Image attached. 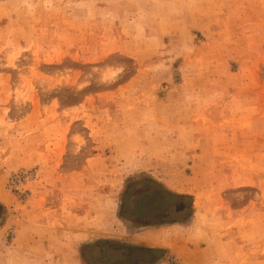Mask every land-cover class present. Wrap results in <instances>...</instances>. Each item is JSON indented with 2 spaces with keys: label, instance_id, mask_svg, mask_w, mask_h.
Returning <instances> with one entry per match:
<instances>
[{
  "label": "rangeland",
  "instance_id": "1",
  "mask_svg": "<svg viewBox=\"0 0 264 264\" xmlns=\"http://www.w3.org/2000/svg\"><path fill=\"white\" fill-rule=\"evenodd\" d=\"M95 238L264 264V0H0V264Z\"/></svg>",
  "mask_w": 264,
  "mask_h": 264
},
{
  "label": "trees",
  "instance_id": "2",
  "mask_svg": "<svg viewBox=\"0 0 264 264\" xmlns=\"http://www.w3.org/2000/svg\"><path fill=\"white\" fill-rule=\"evenodd\" d=\"M149 181L157 185L160 193L165 191L170 192L160 182L151 178ZM143 193L145 196L152 194H149L147 190ZM167 203L160 202L155 196L151 207ZM120 215H127L124 213V203L121 204ZM87 247H95V250L88 254L85 251ZM79 250L84 264H155L164 254L163 248L125 244L109 239H98L92 243H84Z\"/></svg>",
  "mask_w": 264,
  "mask_h": 264
},
{
  "label": "flooded vegetation",
  "instance_id": "3",
  "mask_svg": "<svg viewBox=\"0 0 264 264\" xmlns=\"http://www.w3.org/2000/svg\"><path fill=\"white\" fill-rule=\"evenodd\" d=\"M163 200L169 201L168 204L151 207V205H145L146 196L143 197L140 203L136 205V217L138 221L150 224H172L178 222V218L173 216V210L176 214H184L187 209V204L184 200L178 198L175 194L165 191L161 192ZM151 195H154L153 193ZM165 203V202H164ZM172 210V211H171Z\"/></svg>",
  "mask_w": 264,
  "mask_h": 264
},
{
  "label": "crops",
  "instance_id": "4",
  "mask_svg": "<svg viewBox=\"0 0 264 264\" xmlns=\"http://www.w3.org/2000/svg\"><path fill=\"white\" fill-rule=\"evenodd\" d=\"M157 181V180H156ZM165 188V187H164ZM178 222H175V223H172V224H157V225H155V224H150V223H143L144 225H146V226H158V227H161V226H165V225H173V224H177ZM98 239H108V238H95L94 240L93 239H89V240H87V242H85V243H92V242H94V241H96V240H98ZM135 245H139V246H146V245H144V244H135ZM147 247H151V246H147ZM163 259V256L160 258V259H158L157 260V262L155 263V264H158L161 260Z\"/></svg>",
  "mask_w": 264,
  "mask_h": 264
},
{
  "label": "bare ground",
  "instance_id": "5",
  "mask_svg": "<svg viewBox=\"0 0 264 264\" xmlns=\"http://www.w3.org/2000/svg\"><path fill=\"white\" fill-rule=\"evenodd\" d=\"M171 250L175 251L176 253H180V250H178L177 248L171 247Z\"/></svg>",
  "mask_w": 264,
  "mask_h": 264
}]
</instances>
